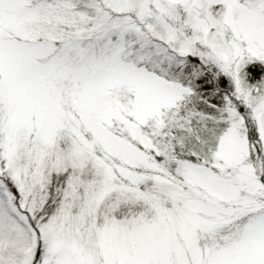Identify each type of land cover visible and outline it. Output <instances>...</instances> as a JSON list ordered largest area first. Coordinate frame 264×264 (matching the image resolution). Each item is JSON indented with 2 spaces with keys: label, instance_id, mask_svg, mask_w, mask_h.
<instances>
[{
  "label": "snow or ice",
  "instance_id": "snow-or-ice-1",
  "mask_svg": "<svg viewBox=\"0 0 264 264\" xmlns=\"http://www.w3.org/2000/svg\"><path fill=\"white\" fill-rule=\"evenodd\" d=\"M0 264H264V0H0Z\"/></svg>",
  "mask_w": 264,
  "mask_h": 264
}]
</instances>
